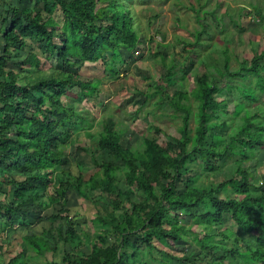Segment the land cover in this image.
I'll use <instances>...</instances> for the list:
<instances>
[{
    "label": "trees",
    "instance_id": "trees-1",
    "mask_svg": "<svg viewBox=\"0 0 264 264\" xmlns=\"http://www.w3.org/2000/svg\"><path fill=\"white\" fill-rule=\"evenodd\" d=\"M22 1L0 0V190L4 185L10 190L6 194L9 201L0 200V237L24 214L20 206L26 193L42 183L52 185V193L35 191L31 198H36L40 213L55 205L60 207L51 220L62 221L57 230L71 246L64 256L65 264H197V260L171 250L187 239L214 264H231L226 262L228 258L237 264H264V190L253 194L257 183L250 165L264 151V49H255L248 65L240 62L239 67L232 68L228 49L215 44L214 49L224 55L223 64L214 62L197 75L192 89H175L172 94L167 92L169 88L185 84L186 62L176 63L173 58L167 62V54L152 50L161 56L166 71L153 80V90L144 94L141 107L152 98H157L159 106L166 97L174 115L181 117L180 135L162 143L144 137L141 144L126 146L122 138L127 125L103 123V128L93 131L94 122L64 101L70 87L78 88L84 98H98L101 80L84 79L73 71H58L50 78L25 84L19 79L26 65L39 66L43 60L33 51L21 56L30 44L28 40L43 45L46 60L56 57L70 67L103 60L109 75L119 77L126 63L124 51L135 53L144 43L141 22L132 8L134 0H29L33 6L20 8ZM141 1L145 4L151 0ZM208 2L195 0L189 6L201 28L192 33L194 39L183 41L187 61L198 45L206 43L203 36L212 33L211 25L203 23L206 15L212 14L217 25L223 26L217 15L220 5L210 9ZM252 5L261 22L264 6L258 2ZM58 9L64 19L61 26L55 17ZM239 9L242 12L247 6ZM154 39L150 36L149 45ZM108 52L111 56L106 60ZM204 62L209 64L206 58ZM16 65L20 71L13 68ZM225 129L228 131L222 132ZM155 130L161 132L157 125ZM82 131L88 138L98 136L99 150L111 159L100 162L87 149L96 171L85 179L82 173L76 176L62 170L64 178L55 185L56 172L66 155V136L77 133L78 138ZM226 158L234 160L233 175L222 181L211 180L222 171L220 164ZM178 182L184 184V191H178ZM71 190L102 208L98 198L106 195L112 205V210H99L92 220L112 229L92 238L90 253L83 251V235L70 215ZM97 190L102 193L96 194ZM229 193L235 196L229 197ZM138 194H143L142 199L133 201L132 196ZM42 196H47L46 200H39ZM117 210L122 211L121 216H116ZM226 215L252 241L247 242L230 228L216 230ZM111 233L115 239L109 243ZM133 236L138 239L134 241ZM22 240L25 247L3 264H38L39 257L57 250L43 234L30 232Z\"/></svg>",
    "mask_w": 264,
    "mask_h": 264
},
{
    "label": "rangeland",
    "instance_id": "rangeland-1",
    "mask_svg": "<svg viewBox=\"0 0 264 264\" xmlns=\"http://www.w3.org/2000/svg\"><path fill=\"white\" fill-rule=\"evenodd\" d=\"M192 1L195 0H151L145 4H142L141 0L133 1L132 8L141 22L144 43L135 53L124 51L126 63L121 66V74L117 78L111 77L105 70L103 60L94 63L80 62L74 67H70L56 57L46 60L42 56L43 45L28 40L30 44H27L22 50L21 56H26L29 51H33L40 55L43 60L39 66L26 65V70L23 75L21 74L19 82L21 84H25L27 81L36 82L42 78H50L58 71H73L79 73L84 79L101 80L98 98H84L81 91L76 87H70L69 94L64 95V101L69 107L80 111L85 117L94 122L93 131L100 130L104 124L113 127L117 123H123L128 126V131L122 138L123 144L126 146L139 145L144 137L157 138L161 143L170 140L172 137H179L178 127L181 125V117L174 115L166 97L162 99V104L159 106L155 103L157 98H152L149 103L141 107L145 99L144 94L153 90V80L166 71L161 56H155L156 53L151 51L167 54V62L170 58H173L176 63L186 62L187 78L185 84L178 83L169 88L167 92L172 94L175 89H192V85L196 83L197 75L205 73L207 68H211L214 62L223 64L224 55L220 54L219 50L214 49L215 44L228 49L232 68L239 67L240 62L248 65L255 49L258 48L260 51L264 49V20L258 22L255 17V15L258 16L257 12L252 11L255 9L252 5L254 2L264 6V0H209L207 8L212 9L220 5L217 15L222 18L223 26L217 25L216 18L212 14L202 13L206 15L203 23L211 25L212 33L204 35L203 39L206 40V43L198 45L199 48L196 53L189 54L190 60H185L184 56L187 55V52L183 41L194 39L192 33L197 28H201L196 19V12L189 8ZM30 5L33 6L34 3L23 0L19 7ZM241 6H247V9L242 11L246 14L244 16L239 15V13H242L239 9ZM224 13L232 14L231 17L233 18ZM55 17L61 26L64 19L60 9L56 11ZM150 36H154L155 39L149 45L147 41ZM209 55L212 57L210 58ZM110 56V52L106 53L105 59L108 60ZM205 58L208 59V65L204 62ZM14 59L21 61L23 58ZM262 62L264 63V60ZM13 68L20 71V65L13 66ZM262 103L264 105V97ZM233 107L234 104L231 102L229 109L232 110ZM156 125L160 127L161 132L155 130ZM227 131L228 129L222 130V132ZM77 136V133L66 136V141H68L66 155L63 164L59 166V170L56 172L55 185H58L59 181L64 178L62 170H70L76 176L82 173L85 179H88L97 169L93 162V156L100 162L111 159L108 154L99 150L98 136L88 138L84 131L78 138ZM87 149L92 151L93 156L90 155ZM250 165L256 174L255 182L257 183L252 188V192L257 195L260 194L261 189L264 190V151L252 160ZM220 166L222 171L212 177L211 180L222 181L233 175L235 169L233 159L226 158ZM17 176L19 177V175ZM121 188L126 189V185L122 184ZM177 188L178 191L182 192L185 186L182 182H178ZM8 191L10 190L6 185L0 190V200L3 203L9 201V199L6 200ZM35 191L52 193V185L46 187L42 183H38V187L26 193L23 202H21V199L18 201L22 203L20 212L24 214L18 216L15 225L6 229L2 228L5 234L0 237V264L7 263L9 257L16 255L25 247L22 237L30 232L45 235L57 247L54 254L47 252L44 257H39L38 264H52V261L65 264L63 259L71 246L62 240L57 230L58 223L62 221L51 220V215L56 214L60 207L55 205L40 213L36 198H31ZM100 193L102 191H96V194ZM142 195L132 196L133 201L139 202ZM228 195L229 197L235 196L234 193ZM46 198L47 196H42L39 200H46ZM99 199L104 208L112 210L111 202L108 201L106 195L99 196ZM68 207L70 215L76 221L77 228L83 235L84 246L82 249L90 253L92 238H95L102 230L110 231L112 229L111 225L102 226L92 222L99 214V210L103 213L106 212L104 208L97 206L93 200L80 197L75 190L69 192ZM121 213V210H117L116 216H121ZM225 227L233 230L247 242L252 241L250 236H247L229 215L225 216L223 223L216 230H222ZM47 229L52 232L46 233L45 230ZM105 234L107 233L105 232ZM114 239V235L109 234V243H112ZM132 239L136 241L138 238L133 236ZM230 243L232 244L233 241H230ZM171 250L179 255H186L192 260H197V264H214L204 252L191 243L190 239L177 242L174 247H171ZM155 255L159 256V252L155 251ZM226 262L237 264L231 258L226 259ZM175 264H178V262H175ZM186 264L193 263L187 262Z\"/></svg>",
    "mask_w": 264,
    "mask_h": 264
},
{
    "label": "crops",
    "instance_id": "crops-1",
    "mask_svg": "<svg viewBox=\"0 0 264 264\" xmlns=\"http://www.w3.org/2000/svg\"><path fill=\"white\" fill-rule=\"evenodd\" d=\"M0 51H2V49H1V47H0ZM86 253H89V252H87V251H85ZM3 264V263H2Z\"/></svg>",
    "mask_w": 264,
    "mask_h": 264
}]
</instances>
